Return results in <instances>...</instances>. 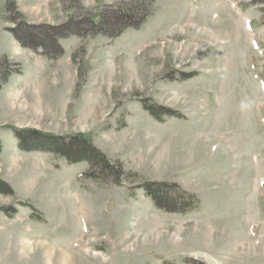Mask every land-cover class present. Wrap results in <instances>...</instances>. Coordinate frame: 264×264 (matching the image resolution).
I'll return each instance as SVG.
<instances>
[{
  "label": "rangeland",
  "instance_id": "obj_1",
  "mask_svg": "<svg viewBox=\"0 0 264 264\" xmlns=\"http://www.w3.org/2000/svg\"><path fill=\"white\" fill-rule=\"evenodd\" d=\"M144 1L139 29L62 39L57 61L22 48L6 10L54 27ZM80 5L0 0V264H264V0ZM14 129L82 135L127 175L104 183L86 162L24 152ZM145 183L199 207L161 210Z\"/></svg>",
  "mask_w": 264,
  "mask_h": 264
},
{
  "label": "trees",
  "instance_id": "obj_2",
  "mask_svg": "<svg viewBox=\"0 0 264 264\" xmlns=\"http://www.w3.org/2000/svg\"><path fill=\"white\" fill-rule=\"evenodd\" d=\"M77 1L80 5L82 0H68L69 3ZM154 2H131L122 3L103 11L96 21L93 17L71 19L62 26H32L20 21L17 6L10 2L6 10L9 21L20 24L11 30L12 35L19 45L37 55L49 60L57 61L64 55V50L59 41L73 35L78 37L104 36L116 39L130 29H139L153 13ZM81 6V5H80ZM80 6H78L80 8ZM13 73L8 71L5 75ZM150 114L156 119L170 116V110L166 108L147 107ZM15 138L18 140L20 150L24 152L51 153L66 159L70 163L86 162L89 169L85 173L88 177L101 180L104 183L121 185L126 177V171L119 162H111L90 140L82 135L71 138L55 137L43 134L35 130H16ZM146 195L150 197L155 206L161 210L187 214L199 207V199L187 192L180 190L176 185L168 183H145L141 185ZM0 193L12 194L11 188L0 182Z\"/></svg>",
  "mask_w": 264,
  "mask_h": 264
},
{
  "label": "crops",
  "instance_id": "obj_3",
  "mask_svg": "<svg viewBox=\"0 0 264 264\" xmlns=\"http://www.w3.org/2000/svg\"><path fill=\"white\" fill-rule=\"evenodd\" d=\"M46 71H47V70H46ZM46 71L40 73V74H39V77H42L43 73H45ZM21 73H22L21 75H24V74H25L23 71H22Z\"/></svg>",
  "mask_w": 264,
  "mask_h": 264
},
{
  "label": "bare ground",
  "instance_id": "obj_4",
  "mask_svg": "<svg viewBox=\"0 0 264 264\" xmlns=\"http://www.w3.org/2000/svg\"><path fill=\"white\" fill-rule=\"evenodd\" d=\"M245 87V86H244ZM247 91V90H246ZM53 262H50V264H52Z\"/></svg>",
  "mask_w": 264,
  "mask_h": 264
}]
</instances>
